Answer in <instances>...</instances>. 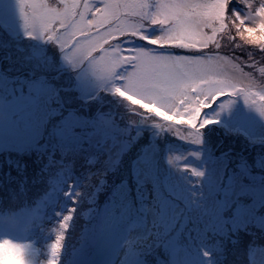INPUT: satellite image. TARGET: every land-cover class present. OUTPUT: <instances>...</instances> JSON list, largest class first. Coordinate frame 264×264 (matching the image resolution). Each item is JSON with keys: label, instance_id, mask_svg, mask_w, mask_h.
Instances as JSON below:
<instances>
[{"label": "rangeland", "instance_id": "obj_1", "mask_svg": "<svg viewBox=\"0 0 264 264\" xmlns=\"http://www.w3.org/2000/svg\"><path fill=\"white\" fill-rule=\"evenodd\" d=\"M0 59L4 60L2 72L9 75H0V156L21 153L37 144L49 151L62 147L61 157L72 159L51 180L50 195L32 215L31 224L18 230L42 258L47 257L48 245L70 208L75 211L64 232L69 244L79 221L102 204L99 215L104 225L96 231L110 226L122 240L113 264H133L128 245L166 248L168 235L160 229L174 228L184 212L192 216L193 227L178 234L182 252L170 264H212L214 247L204 245L201 239L200 243L198 235L204 229L215 236L221 234L216 227L223 211L231 214L243 199L254 197L264 210V163L256 159L264 156V116L242 97H221L205 109V117L216 123L200 129V143H194L193 131L186 126L142 116L130 102L114 96L111 85L103 84L85 68H74L52 42L30 38L17 0H0ZM64 70L76 77L75 91L58 89L62 83L71 86V79L62 75ZM23 72L46 80L30 83L26 75L17 79ZM94 113L99 114L89 118ZM154 121L156 127H152ZM95 144L98 147L94 148ZM242 149L254 156L248 158ZM84 153H89L90 167L75 177L73 168L84 161ZM157 173L162 174V180ZM240 213L243 220H250L255 205L242 207ZM190 231L196 232L195 240H190ZM153 237L157 241H152ZM252 264H264V254L257 252Z\"/></svg>", "mask_w": 264, "mask_h": 264}, {"label": "snow or ice", "instance_id": "obj_2", "mask_svg": "<svg viewBox=\"0 0 264 264\" xmlns=\"http://www.w3.org/2000/svg\"><path fill=\"white\" fill-rule=\"evenodd\" d=\"M17 3L30 38L52 42L74 68H85L111 85V93L142 116L192 129L194 143H200V129L215 121L205 117V109L221 97L240 96L264 116V92L248 80L253 69H264L258 68L256 52L236 43L240 37L229 28L224 0ZM237 5L232 0L229 12L239 14ZM74 211L70 208L63 216L50 244L56 258L52 264H58Z\"/></svg>", "mask_w": 264, "mask_h": 264}, {"label": "trees", "instance_id": "obj_3", "mask_svg": "<svg viewBox=\"0 0 264 264\" xmlns=\"http://www.w3.org/2000/svg\"><path fill=\"white\" fill-rule=\"evenodd\" d=\"M43 139L45 140V137ZM208 139H211L212 142L216 141L211 137ZM239 139L245 141L248 145H253L241 136ZM95 146L98 147V144H95ZM37 147L39 148L40 145L36 144L31 148H26L27 151L21 153L13 152L9 156H0V215L14 213L17 217H20L21 228L18 229L19 231L27 225V221L28 224L31 222L29 220L32 213L50 195L51 180L65 169L64 163L71 160L68 156H60V148H54L49 152V150L42 151ZM260 147L262 146L260 145ZM84 151L89 152V150ZM241 153L247 155L248 158L254 156L252 152H247L245 149H242ZM88 158L89 153L85 156L84 161L73 168L72 173L75 177H81L84 170L90 167ZM256 159L261 161L262 164L264 163V156H258ZM60 160L61 163H59ZM57 171L58 174H56ZM157 175L162 180V174L157 173ZM257 181L260 183L259 180ZM263 182L264 179L261 184ZM249 204L255 205L254 216L250 220H243L240 209L249 206ZM104 205H106V202ZM237 207L231 214H228L226 209L223 211L216 227L221 234L215 236L216 233L213 234L204 229L202 235L206 236L205 240L202 239V235L197 234L199 242L201 239L205 243L204 245H213L212 254L216 255L213 256L212 264H252L257 252L264 254V210H261L260 202L251 197L241 200ZM102 208V204L96 206L90 216L88 214L85 217L86 220L79 221L74 230L73 236L75 238L73 237L72 244L71 242L70 244L66 243L64 236L58 264H113L122 240L117 237L115 232L111 231L110 226H105L103 232L96 231V227L104 225L99 215ZM184 216L186 219L183 218ZM225 218H229L227 223L224 222ZM191 219L190 213L184 212L179 214L174 228L160 229L158 227L168 235L164 241L167 242L166 248L156 249L153 244H138L141 247V249H138L134 245H128V258L132 260L133 264H170L171 259L182 250V246L178 244L181 243L178 234H186L193 227ZM18 230L14 235H18ZM106 232L110 233L104 234ZM195 233L194 231L189 232L190 240H195L193 239ZM95 235L97 239L93 242ZM17 238L21 239L22 234L18 235ZM151 240L157 241V238L153 237ZM190 243L192 244V242ZM201 248L203 249V246ZM163 255L168 256V258L163 259ZM135 258L138 259L135 260ZM197 264L200 263L197 262Z\"/></svg>", "mask_w": 264, "mask_h": 264}, {"label": "clouds", "instance_id": "obj_4", "mask_svg": "<svg viewBox=\"0 0 264 264\" xmlns=\"http://www.w3.org/2000/svg\"><path fill=\"white\" fill-rule=\"evenodd\" d=\"M235 2L240 6L239 14L236 10L229 12L228 6L232 0H224L222 5L229 28L238 30L237 35L240 37L242 47L256 52L258 68L264 69V52L258 51L264 49V0H235ZM239 63L243 66L246 62L241 60ZM239 74L238 72L237 75ZM248 80L252 87L264 92V70L253 69L248 73ZM19 228L21 221L14 213L0 215V264H52L56 258L50 255V245H48L47 257L42 258L31 242L21 240L14 235Z\"/></svg>", "mask_w": 264, "mask_h": 264}, {"label": "flooded vegetation", "instance_id": "obj_5", "mask_svg": "<svg viewBox=\"0 0 264 264\" xmlns=\"http://www.w3.org/2000/svg\"><path fill=\"white\" fill-rule=\"evenodd\" d=\"M2 59H0V75H4V76H6V77H8L9 75H7L6 73H3L2 72V68H1V65L3 64V61H1ZM61 71V70H60ZM65 71V70H64ZM62 72V71H61ZM27 76L28 74H26V72H23L21 75H17L16 77H17V79L18 78H21V77H24V76ZM62 75H64V76H67V77H69L70 79H71V86L70 87H66V86H64V84L62 83V84H60V86L58 87V89H60V91H63V92H65V91H67V90H71L72 89V91H75V87H74V85L77 83V82H74V79H76V77L73 75V74H70V73H68L67 71H65V73H63ZM15 77V78H16ZM44 77V76H43ZM27 78H28V80H30L29 79V76H27ZM45 78V77H44ZM152 127H156V122H153V126ZM199 137H202V134H199Z\"/></svg>", "mask_w": 264, "mask_h": 264}, {"label": "water", "instance_id": "obj_6", "mask_svg": "<svg viewBox=\"0 0 264 264\" xmlns=\"http://www.w3.org/2000/svg\"><path fill=\"white\" fill-rule=\"evenodd\" d=\"M60 104H61V100H60ZM62 105V104H61ZM165 128H162V130H164ZM187 129H189V128H187Z\"/></svg>", "mask_w": 264, "mask_h": 264}]
</instances>
